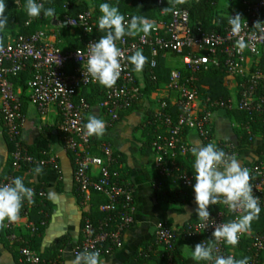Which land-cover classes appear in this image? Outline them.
Segmentation results:
<instances>
[{
	"label": "built area",
	"instance_id": "2783aa9c",
	"mask_svg": "<svg viewBox=\"0 0 264 264\" xmlns=\"http://www.w3.org/2000/svg\"><path fill=\"white\" fill-rule=\"evenodd\" d=\"M85 3L87 0H75ZM219 1V0H218ZM231 6L217 24L215 15L208 26L194 22L189 11L173 3V0H156L157 6L170 4L174 12L164 8L150 21L154 30L147 36H125L117 41L124 59L122 72L112 88H106L91 79L86 71V58L90 45L98 42L94 37L97 24L90 8L76 15L67 13V3L58 23L75 29L81 36L82 45L64 49L46 28L17 33L6 44L0 45V111L1 124L7 140L12 145L11 168L52 167L59 169L56 157L48 152L39 157L33 155L21 140L26 122L23 99L32 104L41 120L51 108L58 114L57 129L61 134L64 149L71 154L74 162L73 180L80 194L83 208L80 238L75 247V257L81 252L98 251L101 258L112 256L121 249L127 230L134 222V187L124 181L118 171L119 157L112 144L106 140L94 141L85 135L84 126L90 102L81 91L91 85L100 86L98 106L105 126L111 127L120 118L140 104L145 98V87L135 76V65L129 57L140 51L145 57L144 64L149 85L163 95L149 99L150 116L145 125L152 128L149 146L153 155V169L156 177L151 185L156 192L165 194L163 179L168 180L175 194L193 185L191 174L182 160L191 150L186 141L189 131L196 132L207 145L215 143L228 155L238 159L237 146L230 141L216 140L212 119L218 112H237L231 127L249 143L261 135L264 140V0H225ZM239 14L241 30L233 33L228 18ZM129 17L127 16L126 19ZM53 19L48 24H51ZM261 22L260 27L255 24ZM30 24L25 22L28 28ZM243 39L247 45L243 50L237 41ZM170 54L179 64L169 70L166 82L157 78L158 59ZM31 75L25 81L22 91L14 86L25 70ZM222 73L232 80L233 86L227 95L212 98L207 95L206 77ZM249 171L253 194L260 198L264 214V150L253 162L242 165ZM9 173L0 184L11 183ZM41 203L46 198L43 189L32 188ZM104 202L94 207V196ZM34 202L25 201L19 219L8 223L3 230L12 246L17 248L18 264H62L59 260L47 261L29 246V240L19 228V220L26 218V228L31 235L38 234L46 225L47 213L39 212L37 223L28 219V206ZM95 209V210H94ZM210 211V210H209ZM215 223L205 229L201 221H188L181 228L171 227L165 221H158L153 230L152 241L139 250L140 260L155 256L163 264H178L176 245L183 236L197 239L198 243L215 244L214 255L233 256L236 260L248 258V264H261L264 256V233L246 231L233 247L225 241H215L212 233L221 223L237 220L241 210L231 211L226 205H217L210 211ZM209 223H212L211 221Z\"/></svg>",
	"mask_w": 264,
	"mask_h": 264
},
{
	"label": "crops",
	"instance_id": "0c3cea01",
	"mask_svg": "<svg viewBox=\"0 0 264 264\" xmlns=\"http://www.w3.org/2000/svg\"><path fill=\"white\" fill-rule=\"evenodd\" d=\"M11 1L17 6H21L22 0ZM87 3L94 15V21L95 17L97 19L95 21L97 24L98 18L102 15L100 8L99 12H96L93 10L91 0H87ZM227 4L231 6L228 2ZM56 14V17L49 18V22L53 19L51 24L33 19L28 28L30 30L46 28L51 34L50 40L58 41L64 49L79 44L81 40L79 33L75 29L58 23L61 15ZM157 14L158 11L155 12V17ZM25 28H27L25 24H15L12 28L2 30L0 44H6L10 38ZM161 59L168 72L179 64V60L170 54H165ZM30 75L31 70L27 69L14 80V86L18 91L23 90L24 83ZM135 76L139 84L145 87V98L140 104L124 114L113 126L107 127L102 137H96L98 140H106L112 144L119 157L120 177L132 184L135 190L134 222L126 232L123 247L112 256L101 258L104 264H130L131 261H136L135 256L139 250L151 243L154 226L158 221H165L171 227L179 229L186 222L199 219L196 214L197 204L193 190V185L196 182L193 149L206 146V144L196 132L189 131L187 133L186 141L190 144L191 150L185 159L184 166L192 176L193 185L187 189L181 201L160 203L157 199V192L151 185L152 180L156 177L153 169L154 159L149 146L153 130L145 123L150 116L149 99L159 97L164 92H155L152 89V85L150 86L146 80L143 66L141 70H135ZM224 86L227 91L231 89L232 80L225 78ZM99 90L100 86L91 85L81 91L83 95L89 97L91 105L86 114V122L92 115L101 119V111L98 106ZM23 109L26 115V122L21 133L23 144L37 157H40L43 152L54 155L59 169L42 167L43 172L36 175L34 172L36 167L11 168L12 145L7 140L2 128L0 111V182L6 178V174L10 170L14 178L21 177L27 187L45 191L46 198L42 201L43 203L36 199L27 208L30 221H33L30 219V215L35 207L38 208V214L41 210L47 213L45 227L38 234L31 235L26 228L27 219L21 218L18 230L26 235L29 246L45 260H59L62 264H74L75 247L80 238L83 214L80 204L81 197L73 180L74 162L71 154L64 149L61 134L57 129L59 117L56 108H51L44 120H41L35 107L26 98L23 99ZM237 117V112H218L212 119V128L216 140L230 141L237 146L238 160L241 165H244L255 161L260 156V152L264 150V140L259 135L252 143L239 144L240 135L231 127V123ZM247 231L252 230L248 229ZM32 238H35L34 242ZM196 244H198L197 239H188L183 236L178 238L176 245L178 264H195L191 259V249L194 250ZM17 259V248L12 246L5 231L0 228V264H18ZM140 264H160V262L152 255ZM201 264H206V262H201ZM262 264H264V256Z\"/></svg>",
	"mask_w": 264,
	"mask_h": 264
},
{
	"label": "clouds",
	"instance_id": "9594fccd",
	"mask_svg": "<svg viewBox=\"0 0 264 264\" xmlns=\"http://www.w3.org/2000/svg\"><path fill=\"white\" fill-rule=\"evenodd\" d=\"M49 0H26L25 11L29 19L26 23L31 24L33 19H37L43 14L44 17L54 18L57 16L54 7H45ZM183 3V0H176ZM5 0H0V30L8 24V16L5 14ZM102 15L98 18L97 28L106 32L98 42L90 45L87 55L86 71L91 79L106 88H112L121 76L123 53L117 47L116 42L125 36H136L143 33L149 35L154 30L153 23L144 16H131L126 19L117 6L109 2L99 5ZM175 6L164 8L165 12H174ZM241 16L237 14L228 18V24L233 33L241 30ZM261 22L255 24L260 27ZM264 30V29H261ZM237 46L243 50L247 45L240 39ZM129 62L135 65V70L139 71L145 61V57L140 51L128 58ZM87 137H102L105 134V122L95 115L89 116L84 126ZM195 157V201L197 204L196 214L202 222L201 227L205 229L209 224L215 223L210 219L211 205H226L229 210H241L242 215L234 221L221 223L215 227L212 233L215 241H225L235 247L239 242L241 234L246 232L251 222L259 217L261 212L260 198L253 194V186L250 183L249 171L242 167L240 161L235 156L228 155L223 149L218 148L215 143L194 148ZM36 175L43 172L41 166L34 169ZM32 188L25 185L21 177H15L11 183L0 184V228L8 223H15L19 219L21 209L27 201L32 203L34 198ZM212 223H209V222ZM191 249V248H190ZM215 244L204 242L195 245L191 249V259L195 264H248V258L236 260L233 256L214 255ZM74 264H104L98 251H83L75 257Z\"/></svg>",
	"mask_w": 264,
	"mask_h": 264
},
{
	"label": "trees",
	"instance_id": "16d2710c",
	"mask_svg": "<svg viewBox=\"0 0 264 264\" xmlns=\"http://www.w3.org/2000/svg\"><path fill=\"white\" fill-rule=\"evenodd\" d=\"M39 2V0H38ZM103 2H109L111 5H115L119 8L122 14L125 15V17H131V16H144L146 18H154L155 12L158 11L160 8H166L170 7V4H164L163 6H157L156 0H91L93 10L96 12H99V5ZM67 3L68 11L67 13L70 15H76L77 13L90 8L87 2L85 3H77L75 0H49L45 4V7H54L56 10V13H59L60 15L65 13V10L63 8L64 4ZM173 3L181 8H185L189 11L190 18L194 22H200L206 26L210 23V20L215 15L216 22L219 24L224 20L223 16L216 14L215 10L218 5V0H183V3H177L176 0H173ZM6 8H5V14L8 16V24L4 29H9L14 27L15 24H25V22L29 19V17L26 14L25 11V4L26 0L21 1V6H17L13 1L11 0H5ZM50 17H44L43 14L36 20L38 22H49ZM94 19V15H93ZM3 29V30H4ZM32 30V29H31ZM29 28H25L20 33H27L31 31ZM2 30H0V33ZM106 35V32L99 31L97 28V32L94 35V37L99 40L102 36ZM80 36V35H79ZM81 37V36H80ZM3 45V44H0ZM82 45V41L80 40L79 44L72 45L70 48L79 47ZM143 67L145 68V76L146 80L149 83L148 74L146 70V65L143 64ZM157 78L161 81H166L168 79V71L164 68L163 61L161 58L158 59V67L156 69ZM224 75L222 73L213 74L209 77H206L203 82L208 85V90L206 92L207 95L211 96L212 98H219L224 97L227 95V90L224 86ZM83 95V94H82ZM88 101L89 97L86 95H83ZM100 94L98 95V97ZM99 99V98H98ZM229 113V112H228ZM94 141H99L95 136ZM239 144L243 143H249L247 140V137L245 135L240 136L238 139ZM183 164L185 160H182ZM11 167V163H10ZM10 173V170L7 172L6 176ZM165 186H166V193L161 194L160 192H157V199L160 203H169V202H178L183 199L184 194L187 192V189H183L181 194H175L173 191V188L168 180L163 179ZM104 202V199L99 196H94V207H96L99 203ZM217 208V205H211L209 210L213 211ZM95 210V209H94ZM41 218V214H38V208L32 209V213L30 215V219H32L35 223L38 222V220ZM195 221V220H191ZM249 230H252L254 232L258 233H264V214L262 211L259 214V217L257 219H254L249 227ZM189 239V238H188ZM35 238H32V241L34 242ZM136 257V256H135ZM137 259V258H135ZM177 255V260H178ZM143 260L137 259L136 261H131L130 264H140ZM160 264H163L162 260H158ZM262 264V262H261Z\"/></svg>",
	"mask_w": 264,
	"mask_h": 264
},
{
	"label": "rangeland",
	"instance_id": "374dc122",
	"mask_svg": "<svg viewBox=\"0 0 264 264\" xmlns=\"http://www.w3.org/2000/svg\"><path fill=\"white\" fill-rule=\"evenodd\" d=\"M230 9V6L227 4V1L225 0H219L218 1V5L217 8L215 10L216 14H219L221 16H224ZM96 17H95V21H96ZM149 93V92H148Z\"/></svg>",
	"mask_w": 264,
	"mask_h": 264
}]
</instances>
